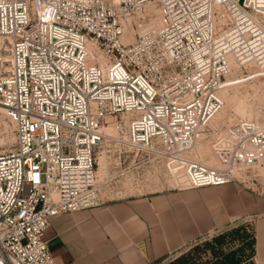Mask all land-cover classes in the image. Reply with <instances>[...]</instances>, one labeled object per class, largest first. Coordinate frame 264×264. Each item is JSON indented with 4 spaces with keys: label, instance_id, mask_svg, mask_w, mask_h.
Instances as JSON below:
<instances>
[{
    "label": "built area",
    "instance_id": "2783aa9c",
    "mask_svg": "<svg viewBox=\"0 0 264 264\" xmlns=\"http://www.w3.org/2000/svg\"><path fill=\"white\" fill-rule=\"evenodd\" d=\"M233 60L264 69V0H0V108L15 133L0 154V264H55L51 219L107 201L108 125L151 178L185 176L173 188L245 185L264 123L228 126L217 166L191 155Z\"/></svg>",
    "mask_w": 264,
    "mask_h": 264
},
{
    "label": "crops",
    "instance_id": "0c3cea01",
    "mask_svg": "<svg viewBox=\"0 0 264 264\" xmlns=\"http://www.w3.org/2000/svg\"><path fill=\"white\" fill-rule=\"evenodd\" d=\"M237 220L264 264V194L240 183L168 188L55 216L44 234L55 264H160Z\"/></svg>",
    "mask_w": 264,
    "mask_h": 264
},
{
    "label": "rangeland",
    "instance_id": "374dc122",
    "mask_svg": "<svg viewBox=\"0 0 264 264\" xmlns=\"http://www.w3.org/2000/svg\"><path fill=\"white\" fill-rule=\"evenodd\" d=\"M225 81L221 90L224 105L216 120L221 124V135L238 120L264 123V69L254 64L240 65L233 60L232 73ZM216 122L213 129L218 127ZM217 133L208 134L193 152L194 157L210 166L219 164L213 150L214 142L220 136V132ZM14 144V125L0 110V154L12 149ZM133 155L113 137H108L97 150L98 183L104 199H121L175 187V183L166 176L151 178L146 169L136 168ZM245 173L248 181L242 185L264 194V160ZM249 228V225L234 220L192 242L178 255L160 264H252L253 238Z\"/></svg>",
    "mask_w": 264,
    "mask_h": 264
},
{
    "label": "bare ground",
    "instance_id": "6f19581e",
    "mask_svg": "<svg viewBox=\"0 0 264 264\" xmlns=\"http://www.w3.org/2000/svg\"><path fill=\"white\" fill-rule=\"evenodd\" d=\"M238 64H240V65H249V66H251V64L252 63H244V62H238V61H236ZM0 110H2L1 108H0ZM219 115V114H218ZM218 115L214 118V120L210 123V125H209V127L208 128H205V129H203V130H201L200 132H199V134H198V137H197V140H196V143H195V145H194V147L192 148V150H191V155H192V157H194L193 156V152H194V149H195V147L197 146V144L202 140V139H205V137L206 136H208V134H210V133H215V134H218L217 132H220V135H221V132H222V127H221V124L219 125V123L218 122H216V120H217V117H218ZM216 122V124L218 125V127H217V129H213V124ZM105 131H106V134H108L109 136H111L112 137V135L113 136H116L117 134H116V132H115V130L113 129V127H112V125H108V126H106V128H105ZM194 158H196V157H194ZM196 159H198V158H196ZM199 160V159H198ZM206 164V163H205ZM168 180H171L173 183H176V182H183V181H185L186 179H185V176H183V175H179V176H177V175H174V177L173 176H169L168 177ZM97 181H98V171H97Z\"/></svg>",
    "mask_w": 264,
    "mask_h": 264
}]
</instances>
